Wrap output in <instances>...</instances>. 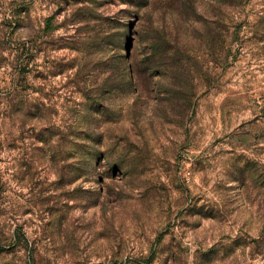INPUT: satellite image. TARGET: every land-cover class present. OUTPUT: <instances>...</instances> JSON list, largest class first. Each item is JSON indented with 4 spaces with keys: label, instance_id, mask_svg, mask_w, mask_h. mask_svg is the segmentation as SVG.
<instances>
[{
    "label": "rangeland",
    "instance_id": "obj_1",
    "mask_svg": "<svg viewBox=\"0 0 264 264\" xmlns=\"http://www.w3.org/2000/svg\"><path fill=\"white\" fill-rule=\"evenodd\" d=\"M0 264H264V0H0Z\"/></svg>",
    "mask_w": 264,
    "mask_h": 264
}]
</instances>
